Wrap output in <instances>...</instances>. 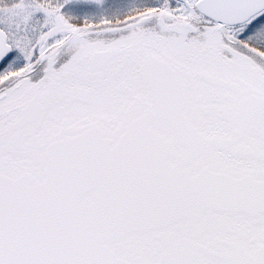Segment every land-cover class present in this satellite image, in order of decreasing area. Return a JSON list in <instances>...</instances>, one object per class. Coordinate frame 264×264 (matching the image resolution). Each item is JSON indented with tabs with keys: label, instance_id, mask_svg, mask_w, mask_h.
<instances>
[{
	"label": "snow or ice",
	"instance_id": "6c2138e0",
	"mask_svg": "<svg viewBox=\"0 0 264 264\" xmlns=\"http://www.w3.org/2000/svg\"><path fill=\"white\" fill-rule=\"evenodd\" d=\"M0 264H264V0H0Z\"/></svg>",
	"mask_w": 264,
	"mask_h": 264
}]
</instances>
